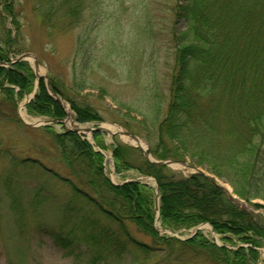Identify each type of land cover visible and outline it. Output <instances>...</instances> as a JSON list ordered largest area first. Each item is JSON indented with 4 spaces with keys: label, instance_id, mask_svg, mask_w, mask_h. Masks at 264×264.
I'll return each mask as SVG.
<instances>
[{
    "label": "trees",
    "instance_id": "obj_1",
    "mask_svg": "<svg viewBox=\"0 0 264 264\" xmlns=\"http://www.w3.org/2000/svg\"><path fill=\"white\" fill-rule=\"evenodd\" d=\"M90 1L99 2L37 0L36 6L45 27L59 34L82 28ZM19 3L0 0V95L13 104L15 88L20 89L22 98L32 94L36 85L26 62L10 68L1 66L9 63L12 55L27 51L20 41L21 26L14 9ZM171 10L177 20L185 21L183 31L173 30L171 34L176 68L165 111V98L160 92L151 102L142 104L145 109L139 113L147 130L140 137L158 160L191 159L228 183L240 199L264 201V0H176ZM8 17L16 26L14 37L6 28ZM78 39L76 52L82 58L84 76L94 53L90 35ZM82 82L77 88L84 91L88 86L85 80ZM50 83L54 92L69 102L77 122L104 121L91 105L67 98L53 78ZM27 109L36 116L66 117L64 108L50 96L44 79ZM94 137L99 139L101 134L94 133ZM54 141L74 179L56 173L53 176L71 186L73 193L64 199L36 193L29 207L34 210L36 230L51 233L70 253L82 249L88 256L87 264H123L128 259L131 264H181L182 259H192L190 255L195 254L213 264L258 262L264 227L255 225L250 215L237 209L221 189L201 175L177 179L165 166L148 161L136 166L130 160L131 152L138 151L134 148L118 145L114 151L118 172L137 169L158 182L159 221L164 229H190L209 223L216 233L232 234L252 246L218 247L201 232L185 241L161 236L154 227V189L140 182L112 185L103 173L101 154L74 132L54 135ZM6 186L10 210L21 232L30 208L23 206L21 185L9 180ZM51 201L59 213L56 229L44 225L45 220L35 215L39 207ZM131 227L148 236L151 244L138 240ZM224 239L233 243L230 238Z\"/></svg>",
    "mask_w": 264,
    "mask_h": 264
},
{
    "label": "rangeland",
    "instance_id": "obj_2",
    "mask_svg": "<svg viewBox=\"0 0 264 264\" xmlns=\"http://www.w3.org/2000/svg\"><path fill=\"white\" fill-rule=\"evenodd\" d=\"M36 1L15 0L16 3L21 2L15 4L14 9L21 26L20 41L27 49L16 57L24 54L35 56L46 87L47 81L53 78L67 98L91 105L104 119L100 122H77L76 113L71 109V105L60 96L63 99L60 105L66 112L64 118L66 121L71 116L73 123L85 129L104 125L118 127L122 132L129 131L143 141L140 134H146L144 130H147V126L143 124L144 118L139 113L145 109L142 104L151 102L152 98L155 99L156 93L160 92L165 98L163 101L165 111L171 78L176 68V48L171 34L173 30L181 32L185 27V21L177 20L171 10L176 0H99L94 4L90 1L87 2L82 28L59 34H55L58 30L54 32L45 27ZM6 19V28L14 37L17 30L13 19L11 17ZM88 35H90L88 41L93 48L91 51L94 53L93 63L83 76L82 58L77 55L76 48L78 38H85ZM16 57L12 55L10 62L1 63V66L10 68ZM25 62L36 77L34 92L20 98V89L15 88L16 106L7 96L0 95V264H87L88 256L82 249L70 253L67 248L64 249L61 241L57 242L50 236L51 233L47 235L45 231L41 233L35 229V216L32 215L34 210L29 207V203L36 193L62 199L73 193L71 186L53 176V173H56L74 179L54 141V135L70 133L73 131L68 130L73 129L67 128L66 125H47L49 118L28 112L27 105L35 98L41 79L36 74L34 62L31 60ZM83 80L87 82L88 88L81 91L77 86L82 85ZM48 128L51 129L50 132ZM100 134L99 139L94 137V133L82 134V138L95 152L101 154L105 177L114 186L132 182L148 185L155 191V208L158 207L160 210L159 186L154 177L144 176L137 169H123L121 172L116 169L114 151L118 145L138 150L136 153L131 152L130 155V160L136 166L147 161L142 149L132 147L120 133ZM151 157L158 162L168 161L158 160L152 154ZM182 161H186L193 169L181 166L165 167L177 179H188L192 175H199L196 169L202 170L219 186L226 188L223 193L230 203L250 215L255 225L264 227V201L241 200L225 181L196 165L191 159ZM9 180L11 184L13 181L22 186L19 191L20 193L23 191V206L30 208L25 221L26 226L21 232L17 231L18 224L5 193L7 189L5 184L7 185ZM230 196L236 199L231 200ZM35 215L45 220L44 225H53L56 229L59 213L52 201L50 205L39 207ZM154 227L159 230L161 236L181 241L192 237L199 229L204 238L218 247L226 245L229 249H238L241 246L245 248L252 246L244 244L232 234L216 233L209 223L186 230H166L157 220ZM131 231L138 240L151 244V239L145 234L137 232L134 227H131ZM225 237L230 238L233 243L225 241ZM258 250V262L254 264H264V246ZM190 256L192 259L184 258L180 263L213 264L203 259L201 255ZM123 264L131 262L128 259Z\"/></svg>",
    "mask_w": 264,
    "mask_h": 264
},
{
    "label": "water",
    "instance_id": "obj_3",
    "mask_svg": "<svg viewBox=\"0 0 264 264\" xmlns=\"http://www.w3.org/2000/svg\"><path fill=\"white\" fill-rule=\"evenodd\" d=\"M30 57H33V59H34V69L36 71V74L38 75L37 70L39 69V63H38V60H37V58L35 56H33L31 54H24V55H21V56L15 58L14 59V63L30 60L29 59ZM40 78H44V77L39 75V79ZM47 88H48V91H49L50 95L54 98V100L62 104V99L60 98V96L58 94L54 93V91L51 88V85H50L49 80L47 81ZM65 122H66V120H55V119H52V120L47 121V124H62V125H64ZM70 131H74V132H77L79 134H82L81 129L68 130V132H70ZM85 131L90 132V133H94V132H106V133H108L102 127L94 128V129H91V130H85ZM120 135L123 138H126V139L128 138L130 140L135 141L136 142V145L130 144V143L129 144L132 147L142 149L146 160L154 163L155 165H158V166H169V167L181 166L183 168H187L188 167V168H192L193 169V167L190 166V165H188V163L186 161H172V160L161 161V162L154 161L152 159V157H151L150 148H149V145L147 143H145L144 141H141V140L137 139L129 131L122 132V133H120ZM141 144H143V146H141ZM196 173L202 175L207 180H209L214 186H216V187H218V188H220L221 190L224 191V187L219 186L217 184V182L211 176H209L208 174L204 173L202 170L196 169ZM230 198H231V200L232 199L233 200L236 199L233 196H230ZM157 210L159 211V208L158 207H157Z\"/></svg>",
    "mask_w": 264,
    "mask_h": 264
},
{
    "label": "bare ground",
    "instance_id": "obj_4",
    "mask_svg": "<svg viewBox=\"0 0 264 264\" xmlns=\"http://www.w3.org/2000/svg\"><path fill=\"white\" fill-rule=\"evenodd\" d=\"M31 60V62H34V59L33 57H30L29 58ZM37 73L38 75H41L43 74L41 70H37ZM66 127L69 128V129H73V128H78L73 122H72V119H71V116L69 117L68 121L65 123ZM103 128L110 134V133H122V129L121 128H118V127H113V126H110V125H104ZM81 130H85V129H81ZM84 132V131H83ZM89 134V133H88ZM125 140L130 143V144H134L136 145V142L133 141V140H130V139H126ZM141 146H143V144H141ZM226 189V188H225ZM229 190V189H228Z\"/></svg>",
    "mask_w": 264,
    "mask_h": 264
}]
</instances>
